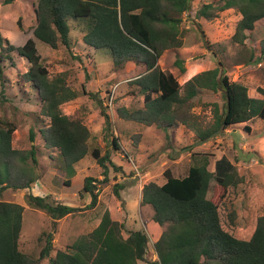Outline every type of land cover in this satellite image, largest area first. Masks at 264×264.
Returning a JSON list of instances; mask_svg holds the SVG:
<instances>
[{
  "label": "trees",
  "instance_id": "trees-1",
  "mask_svg": "<svg viewBox=\"0 0 264 264\" xmlns=\"http://www.w3.org/2000/svg\"><path fill=\"white\" fill-rule=\"evenodd\" d=\"M11 1L6 0L7 3ZM193 2L37 0L33 36L23 46L11 45L0 32L1 85L5 83L2 63L12 61L11 54L17 52L30 64L27 73L22 75L23 82L38 91L42 102L41 115L49 119L48 126L41 130L44 147L59 155L62 170L75 173V165L89 153L92 134L81 119H73L62 112L61 106L78 95L66 85L64 78L50 79L36 40L53 50L61 46L69 49L72 45L69 22L78 23L83 28L82 41L88 48L110 53L115 72L123 70L129 62L142 67L135 80L139 91L133 96H142L144 106L140 109L120 107L117 111L120 120L163 130L186 126L196 133L198 145L238 125L244 124V131L250 133L249 122L255 118L264 120V88L257 89L258 98L252 96L247 85L231 80L223 62L214 69L197 74L183 86L174 75L159 66L167 51L183 47V16L193 12ZM229 9L242 15L232 42L245 45L248 33L264 24V0H215L199 8L195 17L214 21ZM18 25L22 30L20 21ZM260 47L264 60V40ZM176 65L185 72L184 61L178 59ZM205 91L221 93L224 105L221 109L218 103L210 104L213 121L202 128L203 122L193 113V108L201 102ZM102 113L108 134L112 128L111 118L105 111ZM16 130L15 123L0 119V197L8 190H29L41 178L38 172L39 148H14ZM31 141H35L33 131ZM112 145L114 150H120L119 138L112 136ZM186 149L189 151L193 147ZM92 156L103 170L104 184L107 183L110 166L118 170L111 152L102 155L99 149H95ZM211 161L210 154L192 153V164L185 177L176 178L167 170L163 185L156 182L144 185L141 205L151 208L152 220L163 229L161 238L154 245L158 259L149 264H264V216L258 218L250 240L238 239L224 230L220 207L229 189L240 185L244 178L227 158L216 162L214 172L209 169ZM96 182L88 177L82 188L92 197L90 207L98 202ZM118 188L115 193L121 199ZM25 200L31 208L51 216L52 232L48 234L38 259L24 253L20 240L26 208L0 201V264H41L51 257L52 252L55 255L50 258L51 264H140L147 260L149 238L145 231L126 233L125 225L114 220L109 211L104 213L100 225L91 233L81 236L71 246L54 250L57 221L75 216L81 209L51 203L48 197L31 193L25 196Z\"/></svg>",
  "mask_w": 264,
  "mask_h": 264
},
{
  "label": "rangeland",
  "instance_id": "rangeland-1",
  "mask_svg": "<svg viewBox=\"0 0 264 264\" xmlns=\"http://www.w3.org/2000/svg\"><path fill=\"white\" fill-rule=\"evenodd\" d=\"M185 19L181 26L183 47L167 51L162 56L159 62L162 70L174 75L183 86L182 80L189 76L188 72L195 64L203 66L201 73L223 62L231 80L247 85L252 96L258 88H264V60L261 59L260 47L264 40V24H259L254 32L248 33L245 45H238L232 42V37L240 20L232 13H221L212 22L216 31L220 32L218 36L212 35L209 21L205 20L201 28L192 26L193 19ZM35 26L36 15L31 1L12 0L7 3L0 0V32L11 45L23 46L32 37ZM186 26L189 28L186 29ZM70 29L72 45L69 49L61 46L53 50L37 40L36 44L50 79L64 78L66 85L78 95L61 106L62 112L73 119H81L92 134L89 153L75 165V173L62 170L59 155L44 147L41 130L48 126L49 119L41 115L42 102L38 91L22 79L30 64L17 52L11 54L12 61L2 63L5 83L2 86L0 82V119L17 126L13 135L14 148H39L38 172L41 178L25 192L8 190L0 197V201H25L21 250L38 259L48 234L52 232L51 216L31 208L25 200L27 194L48 197L51 203L81 209L75 216L57 221L54 250L71 246L81 236L91 233L100 225L106 211L114 220L125 225L126 233L136 229L145 231L152 219V210L141 205L144 185L150 182L164 184L167 170L174 177L186 176L192 164V153L210 154L212 161L209 169L212 172L216 170V161L227 158L244 178L240 185L229 189L219 212L225 231L238 239L250 240L258 218L264 216V120L255 118L249 122L250 133L244 131V125H238L201 145L197 144L196 133L186 126L163 130L122 121L117 114L120 107L140 109L144 106L142 96H133L139 91L135 80L142 67L129 62L123 70L115 72L109 52L88 48L82 42L80 28L73 25ZM178 59L184 61L185 72H181L176 65ZM213 103H218L222 109V94L205 91L201 102L193 108V113L203 122L202 128L213 121L210 105ZM102 111L111 118L112 128L108 134ZM31 131L35 134L34 142L31 141ZM112 136L119 138L120 150L113 149ZM190 146L193 149L188 151L186 148ZM95 149H99L102 155L111 152L112 161L118 168L116 171L110 166L109 181L105 184L103 170L92 156ZM88 177L97 180L98 202L94 207H90L91 195L82 191ZM214 182L212 180V186ZM117 188L121 199L116 196ZM54 255L52 252L50 258ZM154 255L155 250L150 243L145 263L149 264ZM50 258L41 264H51Z\"/></svg>",
  "mask_w": 264,
  "mask_h": 264
},
{
  "label": "crops",
  "instance_id": "crops-1",
  "mask_svg": "<svg viewBox=\"0 0 264 264\" xmlns=\"http://www.w3.org/2000/svg\"><path fill=\"white\" fill-rule=\"evenodd\" d=\"M29 1H31L32 2V6H33V10H34V6L36 5V3H37V0H29ZM213 1H215V0H194V2H193V12L192 13H185L184 14V16H183V18H184V21L186 20L185 18H187V19H193L194 20V24L192 25L193 27H195L196 25H198V26H200L201 28H203V22L205 21V19H197L196 17H195V13H196V11L199 9V8H201L203 5H205V4H209V3H212ZM196 7V8H195ZM34 12H35V10H34ZM229 13H232L233 15H234V17L239 21V20H241V18H242V15L240 14V13H236V11L234 10V9H229V10H226V11H224V12H222V14H229ZM36 15V14H35ZM207 21V20H206ZM213 21H209L208 23L210 24V25H212V26H210V31H211V33H212V35H215V36H218V35H220V32L218 33L216 30H217V28H216V26H215V24H213L212 23ZM189 23H191V22H189ZM69 25L70 26H73V25H75V26H77V27H79L80 28V31H81V39H82V36H83V28L80 26V24H78V23H75V22H70L69 23ZM189 28V26H186V29H188ZM33 33V32H32ZM218 34V35H217ZM32 36H33V34H32ZM83 42V41H82ZM193 67H198L199 68V71L198 72H196L195 74H190V73H192L191 72V70L188 72L189 73V76L187 77L186 76V78H188V79H183L182 80V83H183V85L184 84H186L190 79H192L194 76H196L197 74H199V72L200 71H202L203 70V66H201L200 64H195ZM227 70V69H226ZM187 72V71H186ZM187 73V74H188ZM228 73V72H227ZM257 91V90H256ZM257 92L253 95L254 97H256V98H258L257 97ZM143 102H144V100H143ZM123 121V120H122ZM131 123V122H130ZM244 125V124H243ZM247 125H249V123L247 124ZM245 126V125H244ZM244 126H243V129H244ZM235 127H237V126H235ZM219 161V160H218ZM217 162V161H216ZM231 162V161H230ZM215 166H216V163H215ZM185 177V176H184ZM176 178H180V177H176ZM183 178V177H182ZM38 183V182H37ZM36 183V184H37ZM163 185V184H162ZM44 188V187H43ZM42 189V188H41ZM15 192H17V193H22V192H25L24 190L23 191H15ZM42 192L44 193V189H42ZM53 191H51V193H52ZM54 193V192H53ZM6 202H10V203H15V202H11V201H6ZM16 204H20V205H22V206H24V207H26L25 206V201H23V202H21V203H16ZM72 207V206H71ZM152 215H153V213H152ZM134 231H141L140 229H136V230H134ZM144 231V230H143ZM145 233L147 234V236H148V238H149V244L150 243H152V245H153V247H154V245H155V243L157 242V241H159V239L161 238V236H162V233H163V229L160 227V225L159 224H157V223H155L152 219H151V221H148V228H146L145 229ZM155 257V259L153 258L151 261H155V260H157L158 259V257H157V255H156V253H155V255H154ZM140 264H146L145 262H142V263H140Z\"/></svg>",
  "mask_w": 264,
  "mask_h": 264
},
{
  "label": "bare ground",
  "instance_id": "bare-ground-1",
  "mask_svg": "<svg viewBox=\"0 0 264 264\" xmlns=\"http://www.w3.org/2000/svg\"><path fill=\"white\" fill-rule=\"evenodd\" d=\"M190 70H191V72H192V73H190V74H195L196 72L199 71V68H197V67H192Z\"/></svg>",
  "mask_w": 264,
  "mask_h": 264
}]
</instances>
